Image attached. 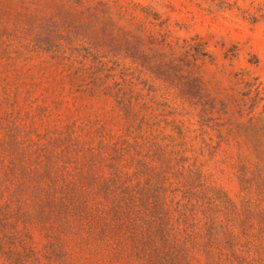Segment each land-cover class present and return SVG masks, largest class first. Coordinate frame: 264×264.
<instances>
[{"label":"rangeland","instance_id":"rangeland-1","mask_svg":"<svg viewBox=\"0 0 264 264\" xmlns=\"http://www.w3.org/2000/svg\"><path fill=\"white\" fill-rule=\"evenodd\" d=\"M0 0V264H264V0Z\"/></svg>","mask_w":264,"mask_h":264},{"label":"trees","instance_id":"trees-1","mask_svg":"<svg viewBox=\"0 0 264 264\" xmlns=\"http://www.w3.org/2000/svg\"><path fill=\"white\" fill-rule=\"evenodd\" d=\"M222 2L225 3L226 1L222 0ZM245 13L247 14V18L251 19L252 21L264 20V4L253 10H245Z\"/></svg>","mask_w":264,"mask_h":264}]
</instances>
